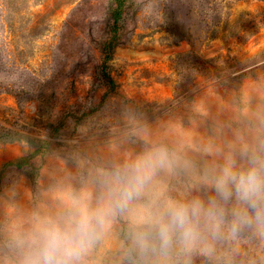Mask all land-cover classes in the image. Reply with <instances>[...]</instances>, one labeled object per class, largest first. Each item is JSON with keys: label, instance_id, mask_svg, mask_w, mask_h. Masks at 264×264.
I'll return each instance as SVG.
<instances>
[{"label": "rangeland", "instance_id": "374dc122", "mask_svg": "<svg viewBox=\"0 0 264 264\" xmlns=\"http://www.w3.org/2000/svg\"><path fill=\"white\" fill-rule=\"evenodd\" d=\"M264 0H0V264L12 231L95 187L146 142L194 149L264 142ZM189 178H162L173 196ZM131 213L115 216L88 264H149ZM194 264H264L242 233Z\"/></svg>", "mask_w": 264, "mask_h": 264}, {"label": "clouds", "instance_id": "9594fccd", "mask_svg": "<svg viewBox=\"0 0 264 264\" xmlns=\"http://www.w3.org/2000/svg\"><path fill=\"white\" fill-rule=\"evenodd\" d=\"M182 134L174 144L146 142L107 171L95 187L66 189L57 206L33 212L11 233L15 264H88L112 219L131 213V235L149 264H194L212 258L221 241L244 232L264 237V142L194 149ZM189 178L179 196L162 178Z\"/></svg>", "mask_w": 264, "mask_h": 264}, {"label": "crops", "instance_id": "0c3cea01", "mask_svg": "<svg viewBox=\"0 0 264 264\" xmlns=\"http://www.w3.org/2000/svg\"><path fill=\"white\" fill-rule=\"evenodd\" d=\"M261 84H263V85H264V81H263Z\"/></svg>", "mask_w": 264, "mask_h": 264}]
</instances>
